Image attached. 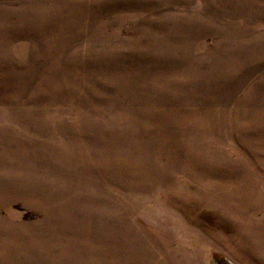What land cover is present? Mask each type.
<instances>
[{
  "label": "rangeland",
  "instance_id": "rangeland-1",
  "mask_svg": "<svg viewBox=\"0 0 264 264\" xmlns=\"http://www.w3.org/2000/svg\"><path fill=\"white\" fill-rule=\"evenodd\" d=\"M263 212L264 0H0V264H264Z\"/></svg>",
  "mask_w": 264,
  "mask_h": 264
},
{
  "label": "bare ground",
  "instance_id": "bare-ground-1",
  "mask_svg": "<svg viewBox=\"0 0 264 264\" xmlns=\"http://www.w3.org/2000/svg\"><path fill=\"white\" fill-rule=\"evenodd\" d=\"M118 168V167H117ZM128 171V170H127ZM49 176V175H48ZM243 179V178H242ZM245 183V182H244ZM240 184V183H239ZM246 184V183H245ZM237 187V186H236ZM229 188V187H228ZM249 188V187H248ZM245 189V188H244ZM219 190V189H218ZM230 190V189H229ZM231 191V190H230ZM255 191V190H254ZM248 192V191H247ZM200 195H201V193H200ZM238 195V194H237ZM254 195V194H253ZM216 196V195H215ZM218 196H219V194H218ZM241 197H243V195L241 196ZM249 197V199H251L250 198V195L248 196ZM96 198V197H95ZM106 198V197H105ZM220 198L222 199V201L221 200H219V201H221L220 203H222V204H224V205H226L227 204V201H229L231 204L233 203V201H235L236 203H238L239 204V200H237L236 198H235V196H233L232 197V195H225V196H223V197H221L220 196ZM108 199V198H107ZM235 199V200H234ZM244 199H248L247 198V196L244 198ZM105 200V199H104ZM218 200V199H217ZM110 201V200H109ZM259 201V200H258ZM111 203V202H110ZM236 203H234V204H236ZM246 203V202H245ZM249 204H250V202H249ZM240 206V205H239ZM228 207V206H227ZM235 207H236V205H235ZM237 207H238V205H237ZM229 208V207H228ZM231 208V207H230ZM241 208H243L244 209V205H242L241 206ZM218 215V214H217ZM263 217H264V212H263ZM236 225L235 226H239V227H241V224L242 223H240L239 221L237 222V223H235ZM260 226L262 225V223H261V221L258 223ZM261 229H259L260 231H263L262 230V227H260ZM225 230H227V227H224V229H223V231H225ZM233 231L234 230H232V233L231 234H233ZM259 231V232H260ZM260 233H263V232H260ZM237 236V235H236ZM239 237V236H238ZM261 239L263 240L264 238L262 237V235H261ZM154 243V242H153ZM162 243H164V242H162ZM158 244V243H157ZM238 247V246H237ZM148 248V247H147ZM150 248V247H149ZM156 248V247H155ZM162 248H164V247H162ZM166 248H167V246H166ZM233 248V247H232ZM144 249V248H143ZM241 249V248H240ZM148 250V249H147ZM168 251V250H167ZM132 252V251H131ZM134 252V251H133ZM148 252V251H147ZM152 252V251H151ZM154 252V251H153ZM156 252H158V251H156ZM164 252V251H163ZM142 253V252H141ZM140 253V254H141ZM133 254V253H132ZM151 254V253H150ZM149 254V255H150ZM154 254V253H153ZM239 254V253H238ZM141 255H143V254H141ZM140 255V256H141ZM170 255V254H169ZM168 255V257L170 258L171 256H169ZM173 255V254H172ZM139 256V255H138ZM145 257V256H144ZM150 257V256H149ZM160 257V256H159ZM166 258V257H165ZM164 258V259H165ZM145 259V258H144ZM152 259V258H151ZM148 260V259H147ZM176 260V259H175ZM139 261V260H138ZM145 261V260H144ZM153 261V260H152ZM159 261V260H158ZM136 262V261H135ZM155 262V261H154ZM150 264V263H149ZM155 264H157V261H156V263ZM158 264H175V262L172 260V259H170V261H162V262H158Z\"/></svg>",
  "mask_w": 264,
  "mask_h": 264
}]
</instances>
